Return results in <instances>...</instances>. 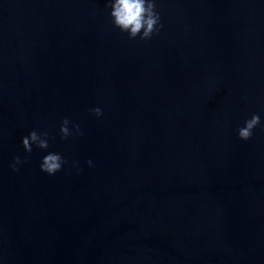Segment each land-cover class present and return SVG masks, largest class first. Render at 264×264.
Here are the masks:
<instances>
[{
  "label": "water",
  "instance_id": "obj_1",
  "mask_svg": "<svg viewBox=\"0 0 264 264\" xmlns=\"http://www.w3.org/2000/svg\"><path fill=\"white\" fill-rule=\"evenodd\" d=\"M106 3L0 0V264H264V0H158L150 40Z\"/></svg>",
  "mask_w": 264,
  "mask_h": 264
},
{
  "label": "clouds",
  "instance_id": "obj_2",
  "mask_svg": "<svg viewBox=\"0 0 264 264\" xmlns=\"http://www.w3.org/2000/svg\"><path fill=\"white\" fill-rule=\"evenodd\" d=\"M106 7L111 23L121 32L127 33L129 39L150 40L154 34H158L164 27L161 20V13L158 9V0H107ZM97 118L103 116V110L95 107L89 110ZM71 125V126H70ZM261 125L259 114H252L251 118L245 119L243 125L238 128L237 134L239 139L247 141L253 136V130ZM61 139H67L70 136H82L84 133L79 124L72 123L65 117L59 126ZM49 133L37 130L30 131L23 136L21 143L27 153H31L33 146L47 150L49 148ZM25 163L19 155L15 156L10 163L13 171H19L20 166ZM67 163L65 158L58 152L47 151L42 156L40 170L48 175H55L61 171ZM89 166L93 161H87Z\"/></svg>",
  "mask_w": 264,
  "mask_h": 264
}]
</instances>
